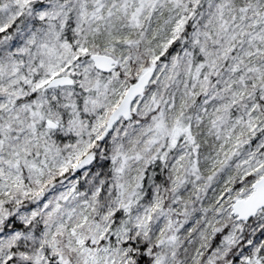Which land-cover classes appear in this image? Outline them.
I'll use <instances>...</instances> for the list:
<instances>
[{"label":"rangeland","instance_id":"obj_1","mask_svg":"<svg viewBox=\"0 0 264 264\" xmlns=\"http://www.w3.org/2000/svg\"><path fill=\"white\" fill-rule=\"evenodd\" d=\"M22 12L42 27L32 34L29 49L31 30L18 24L14 45L0 50V236L8 231L0 241V264H17L18 243L25 238L36 248L26 264H128V249L145 245L147 254L151 236L156 239L151 264H180L184 237L196 241L193 264L213 237L220 236L209 256L224 248L239 225L232 221V202L264 175V0H4L0 31ZM95 30L103 31L102 51L83 46ZM176 39L179 44H173ZM194 48L201 58L192 67ZM141 52L146 63L138 61ZM92 53L109 55L117 64L101 73ZM173 63L179 65L171 68ZM147 67L155 68V77L132 111H151L161 101L158 80L171 70L181 78L185 120L169 127L161 109L151 113L153 124L163 121L171 147L179 136L184 141L179 157L168 163L169 176L153 179L144 192L139 161L127 155L135 146L122 141L131 116L102 141L98 137L127 85ZM58 74L71 75L75 87L40 92ZM48 120L68 125L69 134L55 140L59 130L50 129ZM16 124L21 128L13 129ZM97 151L110 159L112 180L104 187L103 181L86 179L85 190L73 191L75 177L88 172ZM127 181L134 184L124 193ZM25 182L35 188L19 196ZM60 183L64 192H51ZM37 208L44 219L39 235L13 226H26ZM263 221L264 208L247 232ZM45 233L50 240L56 236L51 248ZM129 240L133 248L126 246ZM236 240L250 244L243 234Z\"/></svg>","mask_w":264,"mask_h":264},{"label":"trees","instance_id":"obj_2","mask_svg":"<svg viewBox=\"0 0 264 264\" xmlns=\"http://www.w3.org/2000/svg\"><path fill=\"white\" fill-rule=\"evenodd\" d=\"M4 0H0L3 2ZM75 1V0H74ZM62 11L64 8H60ZM192 10H197V7ZM156 15V14H155ZM36 18V17H35ZM67 18V16H66ZM41 21H36L34 20L33 22L30 21L26 16L24 15V12L20 13L15 17L14 20H11L7 25L6 28L2 29L0 31V50L3 48H11L12 45H14L15 42V27L19 24L23 26L26 30L29 28L31 30L30 35H31V40L30 43L27 44L29 49L33 47V40H35V37H32V34H34L38 30V27H42ZM160 22V19L154 23V28H158V23ZM189 24V17L187 18L186 21V27L183 31L184 36L188 34L190 29L188 28ZM43 23V27H44ZM169 26V24L167 25ZM169 28V27H167ZM103 31L101 30H95L94 32H89L86 35V41L83 42V46L85 49L89 50H94V51H102L103 44L101 43ZM154 32H157L154 31ZM167 32V29L166 31ZM164 32V33H165ZM8 35L6 39H1L2 35ZM161 36V35H160ZM160 36H155L153 38L155 43L159 42V37ZM161 37L160 39H162ZM157 39V40H156ZM180 39H176L173 44H179ZM160 43L157 44L159 46ZM193 52L195 53L191 59L193 61L192 67L199 63V59L201 58L199 56V50L194 48ZM146 56L143 52H141L140 55V60L138 59L139 63H146ZM204 60V58H203ZM176 64L178 63H173L171 68H175ZM179 65V64H178ZM147 66V65H146ZM183 65L180 64L179 66V71H182ZM156 74V71H155ZM155 77V75H154ZM180 77L176 73H172V71H168L164 74H161L159 77L158 81H161V85L159 88H157V91L160 92L161 98L160 102L156 103L155 105H152L151 111H145V109H135L134 111L131 112L130 114V125L127 127V129L123 130L124 136L122 138L123 143H125L129 148H132V146H135V148L127 153L128 156H134L138 161H139V167L141 171L139 172L141 176V186H142V191H146V187L148 186V183L150 181H153V179H157L158 177H161L165 179V173H167V176H169V173L167 172V166L169 161L173 160L177 154H179L178 147L182 144L183 137L179 136L177 139L174 140V143L172 144V147L170 143L168 142L167 138L164 137V134L162 133V122H157L156 124L152 123V114H155L154 112H157L158 110L161 109L163 115H164V121L171 120L169 127H175L178 123L181 121H184V117L182 114H185V112L180 111V104H179V98H180V93L181 90L179 89L180 85ZM187 80L193 79V75L189 74L186 78ZM189 85V83H186ZM75 86H71L70 88L73 89ZM55 89H49V90H41L40 92L44 91H50V90H56ZM180 91V92H179ZM199 90H196V94H198ZM39 92V93H40ZM73 104H78L76 101H71ZM31 104V103H30ZM187 113V112H186ZM151 116V117H150ZM67 119L65 114L62 117L63 122ZM56 127H51L50 129L54 130L57 129L59 130L57 134L55 135L54 139L60 141L61 137L63 134L70 132V127H67L64 125V123H58L56 122ZM175 123V124H174ZM174 124V125H173ZM21 128V125H13L14 128ZM191 129H192V124H191ZM64 130H67L65 132ZM195 128H193V131ZM200 137L198 136V139ZM42 143V142H41ZM150 147H147L149 146ZM104 153V151H103ZM97 154H101L99 151H97ZM97 155L95 157V161L91 163L90 168H88V172L85 173L84 175H77L75 177L76 187H74L73 191L77 190H85L86 188V179L91 183V184H97L99 181H103L102 186H107L109 184V181L112 179L110 178V172H111V163L110 159H107L104 157V155H101L103 159ZM96 167H99L101 172L96 173ZM80 172V171H79ZM83 171L79 174H81ZM82 176V177H81ZM88 176H91L92 179H88ZM81 177V178H80ZM96 181V182H95ZM55 182V181H53ZM36 184V183H35ZM52 184V183H50ZM63 183L60 184H54L53 188L51 189V192L54 189H57V191H60L61 193L64 192V188L61 186ZM37 185V184H36ZM133 186V185H131ZM32 187V183H23L22 189H18L17 192L19 193V196L24 195L26 192H29ZM56 191V192H57ZM25 192V193H23ZM90 193V192H89ZM83 197H87L88 194L86 195V192H82ZM38 211L35 212V216L29 220V222L24 226L22 223L19 222V227L18 224L13 222V226L17 228H23L24 230H27L28 228H31L32 231L37 233L39 235L40 231L44 229V219H40V213L41 211L37 208ZM119 212L116 211V215L118 216ZM257 215L253 218H251L248 221L245 222H238V230L236 234L234 235V238L230 239L228 244L222 248L220 251L213 253L211 256L210 252L212 246H210L212 243H214V240L217 238H220L219 235L217 237H213L214 240L211 243H208V245H205V247H202V250H204V254L200 255V259L196 260V264H248L246 260L250 259L253 261V264H264V221L260 222L258 226L252 229H250L249 232H247L246 227L248 225L254 224L256 221ZM233 222H237L234 218L232 219ZM115 224H119L118 221L115 222ZM239 234H243L244 236H247V238L250 240L249 245H245L242 241L236 240L237 236ZM8 235V231L6 230L2 236H0V241L2 242L5 237ZM46 239L48 241L47 247L51 248L56 244V236L54 239L48 238V234H46ZM137 237L134 239L136 240ZM28 238H25L18 243L19 250L17 252V256L15 257V261L17 264H26V259L34 256L36 254V248L35 246L31 243H28ZM133 241H127L126 246L133 248ZM155 237H150V239L145 243V244H150V249L148 250L147 254L145 253V245L142 246H137L135 249H131V251L128 249L127 251V256L130 255L128 264H151L153 261L154 255L150 256L151 253L154 251V248L156 244H153ZM219 240V239H218ZM217 241V240H216ZM215 241V242H216ZM135 244V243H134ZM3 247V245H1ZM0 246V247H1ZM208 246V249L207 247ZM196 246V241H189L188 237H184L181 241V246L179 248V255L181 261L180 264H193L192 257L193 254L192 252L194 251ZM201 247V246H200ZM210 248V249H209ZM46 251L48 250L47 248L45 249ZM135 250V251H134ZM201 251V250H200ZM207 251V252H206ZM28 254L27 256H24ZM129 254V255H128ZM50 261L49 263H51ZM192 262V263H191Z\"/></svg>","mask_w":264,"mask_h":264},{"label":"water","instance_id":"obj_3","mask_svg":"<svg viewBox=\"0 0 264 264\" xmlns=\"http://www.w3.org/2000/svg\"><path fill=\"white\" fill-rule=\"evenodd\" d=\"M90 58L95 69L104 73L109 72L117 63L113 57L103 53H92ZM153 73V68L146 69L135 81L127 86L122 98L107 117L106 125L99 136V140H102L111 131L120 118H126L129 115L132 102L142 94L151 80ZM73 81V77L70 75L61 74L50 78L45 84V88L70 86L73 84ZM46 123L48 125H54L50 121ZM251 187L252 191L247 197L239 198L231 205V213L237 221H247L255 216L259 209L264 207V175L255 180ZM51 264L57 263L54 262Z\"/></svg>","mask_w":264,"mask_h":264}]
</instances>
